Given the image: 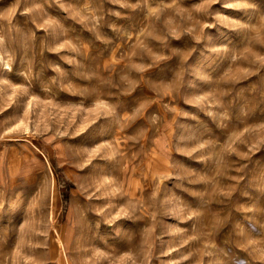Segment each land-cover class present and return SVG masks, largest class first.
I'll return each instance as SVG.
<instances>
[{
  "label": "rangeland",
  "instance_id": "1",
  "mask_svg": "<svg viewBox=\"0 0 264 264\" xmlns=\"http://www.w3.org/2000/svg\"><path fill=\"white\" fill-rule=\"evenodd\" d=\"M0 264H264V0H0Z\"/></svg>",
  "mask_w": 264,
  "mask_h": 264
},
{
  "label": "bare ground",
  "instance_id": "2",
  "mask_svg": "<svg viewBox=\"0 0 264 264\" xmlns=\"http://www.w3.org/2000/svg\"><path fill=\"white\" fill-rule=\"evenodd\" d=\"M155 174V173H154Z\"/></svg>",
  "mask_w": 264,
  "mask_h": 264
}]
</instances>
